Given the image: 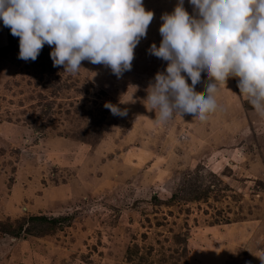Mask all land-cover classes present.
I'll list each match as a JSON object with an SVG mask.
<instances>
[{
	"label": "rangeland",
	"instance_id": "1",
	"mask_svg": "<svg viewBox=\"0 0 264 264\" xmlns=\"http://www.w3.org/2000/svg\"><path fill=\"white\" fill-rule=\"evenodd\" d=\"M177 2L143 0L154 19L121 78L66 73L47 44L22 60L0 20V264H261L264 117L234 78L203 122H160L145 101Z\"/></svg>",
	"mask_w": 264,
	"mask_h": 264
},
{
	"label": "clouds",
	"instance_id": "2",
	"mask_svg": "<svg viewBox=\"0 0 264 264\" xmlns=\"http://www.w3.org/2000/svg\"><path fill=\"white\" fill-rule=\"evenodd\" d=\"M189 3L191 15L184 0L161 15L159 47L152 43L148 49L167 62L146 89L155 118L166 122L175 114L205 121L217 110L216 95L229 78L237 80L239 95L264 117V0ZM153 19L143 0H0V20L19 38L18 58L35 61L47 44L53 67L70 74L88 61L121 78L131 70L134 49ZM202 73L205 88L197 92ZM104 107L113 115H127L110 102ZM258 258L264 264V257Z\"/></svg>",
	"mask_w": 264,
	"mask_h": 264
},
{
	"label": "bare ground",
	"instance_id": "3",
	"mask_svg": "<svg viewBox=\"0 0 264 264\" xmlns=\"http://www.w3.org/2000/svg\"><path fill=\"white\" fill-rule=\"evenodd\" d=\"M156 66V65H155Z\"/></svg>",
	"mask_w": 264,
	"mask_h": 264
}]
</instances>
